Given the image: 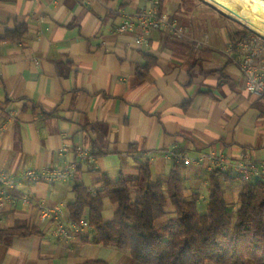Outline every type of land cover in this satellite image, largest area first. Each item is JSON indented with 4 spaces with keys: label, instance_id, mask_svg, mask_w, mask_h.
I'll return each mask as SVG.
<instances>
[{
    "label": "crops",
    "instance_id": "crops-1",
    "mask_svg": "<svg viewBox=\"0 0 264 264\" xmlns=\"http://www.w3.org/2000/svg\"><path fill=\"white\" fill-rule=\"evenodd\" d=\"M152 1H0V125L5 122L0 170L15 175L65 166L75 159L76 145L95 157L82 162L68 180L37 181L14 192L15 202L0 209V227L24 222L40 233L0 243V264H78L88 259L133 264L128 250L94 243L93 228L74 223L68 205L76 183L102 194L104 177L116 181L122 173L133 187L143 152L157 155L148 162L150 173L163 180L177 163L165 158L167 150H214L231 156L248 151L254 160L264 161V96L251 94L239 68L224 56L230 28L194 0L191 8L186 0H164L162 11L207 44L195 48L188 40L153 30L138 47L137 32L119 33L115 27L121 12H135ZM21 26L27 28L22 39H2ZM146 56L154 64L140 78L137 67ZM10 109L16 115L6 120ZM64 145L70 150L61 153ZM179 165L185 195L198 196L204 213L212 170L206 164ZM219 181L235 211L244 182L230 173H221ZM24 194L31 204L20 200ZM39 204L49 215H43ZM103 205V218L110 220L118 205L106 195ZM58 225L68 234L57 233Z\"/></svg>",
    "mask_w": 264,
    "mask_h": 264
},
{
    "label": "trees",
    "instance_id": "trees-1",
    "mask_svg": "<svg viewBox=\"0 0 264 264\" xmlns=\"http://www.w3.org/2000/svg\"><path fill=\"white\" fill-rule=\"evenodd\" d=\"M163 1L158 0L160 11ZM26 32L21 26L6 31L2 39L15 42ZM247 38L244 30L230 33L234 46ZM153 64L154 59L146 56V62L137 67L138 76L144 77ZM138 168L133 187L122 173L116 181L104 177L102 194L74 184V201L68 205L70 219L78 225L85 217L94 230V243L128 250L133 264H264V181H245L234 211L219 181L223 172L212 170L202 213L198 196L189 198L184 193L179 164L173 165L165 180L152 178L147 161L139 160ZM104 195L118 205L110 220L103 218ZM39 233L37 227L24 222L0 227V243ZM78 264L108 263L88 259Z\"/></svg>",
    "mask_w": 264,
    "mask_h": 264
},
{
    "label": "built area",
    "instance_id": "built-area-1",
    "mask_svg": "<svg viewBox=\"0 0 264 264\" xmlns=\"http://www.w3.org/2000/svg\"><path fill=\"white\" fill-rule=\"evenodd\" d=\"M121 20L116 25L115 31L119 33H135V44L141 47L145 43V35L153 30H162L169 34L172 38L178 40H188L195 48L206 45L207 40L196 39L178 23L176 19H172L167 13L159 10L158 0H153L149 7L141 8L132 13L121 12ZM140 33H139V32ZM247 33L248 38L239 40L236 45L229 44L223 54L227 60L235 64L245 81L246 89L256 97L264 96V39ZM16 111L10 109L7 111L6 120L15 117ZM5 122L0 125V130L4 128ZM68 145H64L61 153L69 151ZM75 159L65 166H43L40 168L26 169L25 171L9 175L0 170V209L15 202L14 192L30 183L44 181L47 183H55L57 181H65L72 178L78 166L88 160L93 162L95 157L80 145H76L73 149ZM153 152H143L140 156L141 161L153 162L157 157ZM166 159H174L177 163L184 166H202L208 165L210 170H218L223 173H230L241 179L243 182L256 180L264 181V161H256L252 158L251 153L244 151L238 156H231L226 153L214 150H203L196 154H186L182 152H174L167 150L164 152ZM25 204H31V199L24 194L21 199ZM39 209L43 215H49V210L39 204ZM79 227H89L87 219L84 217ZM57 233L67 235L68 231L62 225H58Z\"/></svg>",
    "mask_w": 264,
    "mask_h": 264
},
{
    "label": "bare ground",
    "instance_id": "bare-ground-1",
    "mask_svg": "<svg viewBox=\"0 0 264 264\" xmlns=\"http://www.w3.org/2000/svg\"><path fill=\"white\" fill-rule=\"evenodd\" d=\"M264 37V0H205ZM240 1V5L238 3Z\"/></svg>",
    "mask_w": 264,
    "mask_h": 264
},
{
    "label": "rangeland",
    "instance_id": "rangeland-1",
    "mask_svg": "<svg viewBox=\"0 0 264 264\" xmlns=\"http://www.w3.org/2000/svg\"><path fill=\"white\" fill-rule=\"evenodd\" d=\"M197 2L198 6L205 10V11H211V13L214 15L217 21L225 25L226 27L230 28L231 32L234 30H245L249 32L252 35L258 36L261 39H264L261 35H259L254 29L250 28L246 24H242L238 20L234 19L233 17L225 14L218 8L214 7L213 5L209 4L205 0H194ZM240 5V1H238ZM187 7L191 8L194 7L192 4V0H186Z\"/></svg>",
    "mask_w": 264,
    "mask_h": 264
}]
</instances>
